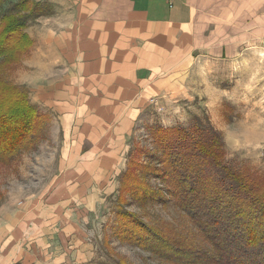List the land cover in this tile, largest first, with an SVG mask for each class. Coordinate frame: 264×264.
Segmentation results:
<instances>
[{"label":"crops","instance_id":"0c3cea01","mask_svg":"<svg viewBox=\"0 0 264 264\" xmlns=\"http://www.w3.org/2000/svg\"><path fill=\"white\" fill-rule=\"evenodd\" d=\"M48 1L32 61L45 66L38 101L59 118L66 146L47 183L53 211L28 200L0 227L6 264H90L82 222L112 186L116 146L135 116L152 100L187 96L200 59L234 60L250 48L264 58V0Z\"/></svg>","mask_w":264,"mask_h":264},{"label":"rangeland","instance_id":"374dc122","mask_svg":"<svg viewBox=\"0 0 264 264\" xmlns=\"http://www.w3.org/2000/svg\"><path fill=\"white\" fill-rule=\"evenodd\" d=\"M38 3L49 5L50 10L27 26L26 32L33 38L39 33L45 36L46 19L54 10L53 3L48 0ZM32 51L36 57L33 39L28 51L7 77L12 83L26 87L31 102L49 119L42 138L32 149L22 151L10 165H0V227L8 225L6 218L28 200L36 199L40 206L47 205L49 214L53 211L54 193L47 190V183L58 170V154L66 146L64 130L54 129L59 118L46 104L38 101L36 88L39 84L45 85L46 69L33 63ZM261 58L250 48L234 60L200 59L189 75L187 96L169 100L163 106L152 100L150 106L135 116L116 146L118 174L113 177L112 186L98 196L96 209L82 222L94 248V260L90 264H177L117 236L116 209L120 206V197L122 206L147 224L167 230L174 238L181 236L182 240L186 238L208 247L195 224L179 207L177 197L167 183L164 150L154 141L152 131L183 129L191 133L196 128L205 130L211 125L221 133L229 165L264 175V58ZM134 162L143 167L135 169V175L159 191L161 197L143 195L141 198L136 189L123 187L122 175L131 164L135 166ZM0 236V247L5 248V233ZM1 252L0 248V255ZM0 264H6V261L0 258Z\"/></svg>","mask_w":264,"mask_h":264},{"label":"trees","instance_id":"16d2710c","mask_svg":"<svg viewBox=\"0 0 264 264\" xmlns=\"http://www.w3.org/2000/svg\"><path fill=\"white\" fill-rule=\"evenodd\" d=\"M49 10L34 0H0V165H10L22 151L32 149L48 123L28 89L12 83L7 74L32 45L27 26ZM152 135L164 150L167 183L208 247L147 224L122 206L121 197L117 236L171 263L264 264V175L229 165L221 133L211 125L191 133L158 128ZM131 165L122 175L123 187L136 189L141 198L161 197L135 175L143 167Z\"/></svg>","mask_w":264,"mask_h":264}]
</instances>
